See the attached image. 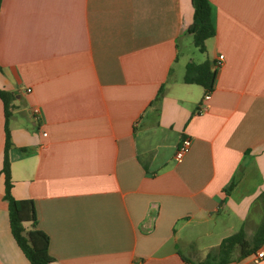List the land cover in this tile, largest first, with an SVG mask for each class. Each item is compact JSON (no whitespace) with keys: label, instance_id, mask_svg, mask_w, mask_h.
Segmentation results:
<instances>
[{"label":"crops","instance_id":"0c3cea01","mask_svg":"<svg viewBox=\"0 0 264 264\" xmlns=\"http://www.w3.org/2000/svg\"><path fill=\"white\" fill-rule=\"evenodd\" d=\"M208 1L202 53L191 0H1L11 194L32 201L51 264H193L260 223L264 0ZM219 55L196 114L206 91L185 67ZM4 113L0 99V170ZM3 194L0 173V264H30ZM252 255L227 264H264Z\"/></svg>","mask_w":264,"mask_h":264},{"label":"trees","instance_id":"16d2710c","mask_svg":"<svg viewBox=\"0 0 264 264\" xmlns=\"http://www.w3.org/2000/svg\"><path fill=\"white\" fill-rule=\"evenodd\" d=\"M1 4V0H0ZM193 7V23L188 28L192 43L199 52H205V41L214 36L215 31L210 21V6L208 0H191ZM216 70L208 62L201 64L188 63L185 67L183 81L186 84H197L204 91L213 89ZM0 99L4 104L5 142L0 173L4 180L3 199L8 205L9 227L11 234L30 264H51L53 258L49 255V238L36 228L37 217L32 201L16 200L11 194L12 180L10 175L9 150L11 147L8 130V111L11 95L0 90ZM234 183L229 186V190ZM263 212L260 223L255 229L252 240L246 238L244 228L236 234L224 238L218 247L209 250L203 260L193 264H227L233 259L236 250L239 258H246L255 253L264 244V191L259 196ZM25 226H29L26 230Z\"/></svg>","mask_w":264,"mask_h":264},{"label":"built area","instance_id":"2783aa9c","mask_svg":"<svg viewBox=\"0 0 264 264\" xmlns=\"http://www.w3.org/2000/svg\"><path fill=\"white\" fill-rule=\"evenodd\" d=\"M224 57L223 55H219L216 60L212 64V68L214 70H218L221 65L223 64ZM211 97V91H206L203 95V98L201 102L197 105V108L195 110L196 114H203L207 111V102L210 100ZM38 113L37 110H33V115H36ZM191 146V140L188 137H184L180 140L178 147L175 151L174 159L176 162H181L183 158L186 156V154L189 152ZM264 258V249H259L252 255V259L255 262H258L259 260Z\"/></svg>","mask_w":264,"mask_h":264},{"label":"rangeland","instance_id":"374dc122","mask_svg":"<svg viewBox=\"0 0 264 264\" xmlns=\"http://www.w3.org/2000/svg\"><path fill=\"white\" fill-rule=\"evenodd\" d=\"M262 212H263V206H262V202L260 200H258L256 202V206L252 209L251 213V217L255 220V221H260L262 218ZM249 213V214H250ZM254 221H252L249 225H247L246 231H247V236L246 238L251 241L252 237L254 235L255 229H256V225L255 223H253ZM235 254H238V251L236 250Z\"/></svg>","mask_w":264,"mask_h":264}]
</instances>
